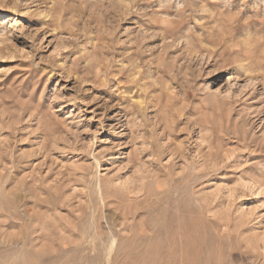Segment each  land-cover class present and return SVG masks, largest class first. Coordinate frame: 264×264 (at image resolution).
Masks as SVG:
<instances>
[{"label": "rangeland", "instance_id": "374dc122", "mask_svg": "<svg viewBox=\"0 0 264 264\" xmlns=\"http://www.w3.org/2000/svg\"><path fill=\"white\" fill-rule=\"evenodd\" d=\"M0 264H264V0H0Z\"/></svg>", "mask_w": 264, "mask_h": 264}, {"label": "bare ground", "instance_id": "6f19581e", "mask_svg": "<svg viewBox=\"0 0 264 264\" xmlns=\"http://www.w3.org/2000/svg\"><path fill=\"white\" fill-rule=\"evenodd\" d=\"M193 226V224L191 223L190 226L185 222V220H181L177 223V225H175V229L173 228V232L172 235H170L171 237L169 239V241H172L171 239L174 236V233L178 234V238L177 239H181L183 237H196L197 236V231L195 229H191ZM171 228V227H170ZM185 239V238H184ZM175 241V240H174ZM183 242V241H182ZM186 245L184 246V249L182 251V253L186 254V251H189L190 247L188 245V241L185 242ZM168 246H170V249H168V251H170V253L173 251L175 244L171 243ZM172 246V247H171Z\"/></svg>", "mask_w": 264, "mask_h": 264}]
</instances>
